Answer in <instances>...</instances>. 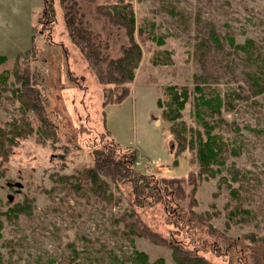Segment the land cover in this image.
I'll return each instance as SVG.
<instances>
[{"label": "rangeland", "instance_id": "obj_1", "mask_svg": "<svg viewBox=\"0 0 264 264\" xmlns=\"http://www.w3.org/2000/svg\"><path fill=\"white\" fill-rule=\"evenodd\" d=\"M119 1L81 3L96 35L97 55L88 57L70 41L59 0L52 1L54 24H38L43 0H0V56L8 59L0 70L30 69L43 91L44 115L56 128L55 139L46 127L39 131L35 116L23 113L12 88L8 85V90L0 91V125L18 123L23 117L34 127L1 166L0 264H98L96 260L109 261L113 256L131 264L134 250L145 253L150 264L158 259L172 263L168 248L126 238L122 226L113 224L114 217L130 210L128 188L103 177L121 200L111 207L76 202L51 179L56 173L71 175L92 166L96 153L109 150L114 160H122L124 152H131L122 148L137 152V172L186 178L191 156L188 152L175 156L171 146L177 145L156 105L158 99L167 100L165 89L172 86L189 92L181 120L193 130L201 129L195 115V88L214 91L223 99L221 114L207 120L221 126L219 132L236 148L228 164L242 171L238 203L252 214L242 224L235 217L225 225L226 204L237 203L227 185L236 188L238 183L216 177L197 189L198 206L194 218L189 214V223L177 229L167 223H178L180 206L188 204L175 199L167 209L158 203L143 207L137 211L140 222L164 237L174 233L211 264H264V92L252 91L249 80L256 72L251 62L264 64V0H123L130 2L135 16L142 61L129 85V96L105 105L123 90L121 85L104 83L105 59H117L127 39L94 9ZM32 36L36 52L30 53ZM247 44V49L239 48ZM157 53L166 65H154ZM184 187L189 193L191 187ZM25 201L31 216L14 214ZM73 250L84 253L75 256Z\"/></svg>", "mask_w": 264, "mask_h": 264}, {"label": "trees", "instance_id": "obj_2", "mask_svg": "<svg viewBox=\"0 0 264 264\" xmlns=\"http://www.w3.org/2000/svg\"><path fill=\"white\" fill-rule=\"evenodd\" d=\"M52 1L43 0V12L39 17L38 24H54L55 10ZM93 1L59 0L58 3L64 13V23L68 29L70 41L79 49L81 54L85 53L84 56L88 55V57L89 54L93 53L97 55V48L94 47L96 43L93 42V38L96 35L91 32L88 26L89 23L85 20V15L82 11L83 5L81 3L86 4ZM94 11L98 17L104 19L109 25L122 30L127 39V45L122 47L121 55L117 59H105L107 62L106 71L103 74L105 84L123 86L121 95L105 105L120 103L129 96V85L134 81L135 72L142 61V51L135 40V16L130 2L126 3L123 0L114 4L96 5ZM32 39L30 53L36 52L34 36H32ZM229 41L232 43V40ZM158 43L161 45L162 41H158ZM248 44L246 47L240 46L239 48L245 50ZM96 55L95 57H97ZM21 56V54H18L16 59L19 60ZM7 62L8 59L6 57L0 56V67ZM152 62L154 65L167 64V61L161 59L158 53L154 56ZM251 63L256 65V72H252L249 75L250 88L256 93H263L264 64H258L254 60ZM33 75L27 67L21 68L15 66L13 71H10L8 68L0 70V91L8 90L9 85L23 113L34 115L40 126L39 131H42V127H46L47 132L55 139L56 128L49 124L47 116L44 115L45 104L41 101L42 98L40 97L43 91ZM100 76L98 77L102 82V77ZM195 91L198 93L195 115L201 129L193 130L192 128H187L181 120V113L189 98L187 88L168 87L165 89L167 100L162 102L158 99L156 102L158 109L161 110V119L168 125L167 131L177 145L174 148V144H172L171 150L176 157L178 155L182 156L185 152H188L191 156L189 173L186 178H162V176H159L161 178H157L152 174L147 175L137 172L134 166L137 163L140 165L138 154L130 148H122L131 151L129 153L124 152V159L122 160H114V153L108 150L96 153L92 166L85 167L71 175L56 173L51 177L56 187L70 194L79 203H104L111 207H115L121 203L120 198L110 191V186L103 177L110 179L117 187L123 185L128 188L130 210L123 212L118 217H114L113 224L122 226V234L126 238H141L153 245L168 248L171 252V264L211 263L199 255L197 250H193L178 241L174 233L169 234L168 237H164L143 225L137 212L142 210L143 207L146 208L158 203L167 209V204L172 199H175L177 202L188 201L186 208L180 206V219L178 223L177 221L174 222L175 220L167 222L174 225L177 229L178 225L182 223L187 224L192 221V217L189 214L193 218L195 217L193 209H197L198 206L195 194L202 182L219 177L220 181L231 184L238 183L236 188L227 185L232 201H237V203L234 206H231L229 202L226 204L225 225H228L229 221H233L235 217H239L238 220H235L236 223L242 224L252 214L251 210L242 207L238 203L240 199L238 193L243 188V183L241 182L242 171L234 164H228L230 157L236 156V148L231 147L229 140L219 132L221 126L207 120H211L215 115L221 114L223 99L214 91L203 93L202 89L198 86L195 88ZM33 132L34 127L30 124L29 120L23 117L18 123L15 122L5 126L0 125V177H2L4 172L1 166L8 161L18 141L30 136ZM177 162V160H174V165ZM194 164L195 168H193ZM184 186L191 187L189 193L185 192ZM178 207L176 205V209ZM13 211L16 215H25L27 217H30L32 214L28 201L18 204ZM196 217L197 220H202L199 214H196ZM207 218L209 219L210 216L207 215ZM1 224L2 222L0 221V227ZM192 228L197 229L198 226H193ZM73 252L75 256L84 253V251L78 253L75 250ZM109 258V261H104L103 259L96 261L98 264H124V262L119 261L115 256ZM129 261L131 264H150L147 255L137 250L132 252ZM151 264L165 263L163 259H158Z\"/></svg>", "mask_w": 264, "mask_h": 264}, {"label": "built area", "instance_id": "obj_3", "mask_svg": "<svg viewBox=\"0 0 264 264\" xmlns=\"http://www.w3.org/2000/svg\"><path fill=\"white\" fill-rule=\"evenodd\" d=\"M137 165H139V163H137Z\"/></svg>", "mask_w": 264, "mask_h": 264}, {"label": "crops", "instance_id": "obj_4", "mask_svg": "<svg viewBox=\"0 0 264 264\" xmlns=\"http://www.w3.org/2000/svg\"><path fill=\"white\" fill-rule=\"evenodd\" d=\"M157 125V124H156ZM115 141V140H114Z\"/></svg>", "mask_w": 264, "mask_h": 264}]
</instances>
